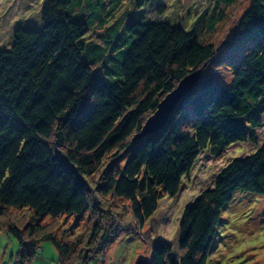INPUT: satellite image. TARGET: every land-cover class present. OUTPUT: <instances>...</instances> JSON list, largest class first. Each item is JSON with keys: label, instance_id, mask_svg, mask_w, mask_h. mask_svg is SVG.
I'll list each match as a JSON object with an SVG mask.
<instances>
[{"label": "trees", "instance_id": "16d2710c", "mask_svg": "<svg viewBox=\"0 0 264 264\" xmlns=\"http://www.w3.org/2000/svg\"><path fill=\"white\" fill-rule=\"evenodd\" d=\"M96 2L44 0L41 26L17 29L11 48L0 51V218L15 208L34 213L27 237L0 222L19 241L17 264H32L46 241L58 249L61 264L69 261L70 245L52 234L34 238L42 232L40 220L83 218L100 207L98 194L129 201L143 226L164 197L180 194L204 152L218 157L234 144L256 142L263 123L264 0H251L236 38L221 52L200 38L205 27L215 31L221 12L209 18L204 13L192 30L133 20L126 31L134 38L120 71L106 77L95 71L123 41L116 27L106 30L105 10L93 13ZM136 2L141 8L151 0ZM235 2L215 0L217 8ZM96 23L103 28L99 34ZM108 37L115 39L104 42ZM200 70L205 77L166 126L136 140L164 98ZM239 191L264 195V144L233 160L186 209L182 256L176 259L171 245L160 241L151 264H210L223 212ZM94 228L92 241L104 227Z\"/></svg>", "mask_w": 264, "mask_h": 264}, {"label": "rangeland", "instance_id": "374dc122", "mask_svg": "<svg viewBox=\"0 0 264 264\" xmlns=\"http://www.w3.org/2000/svg\"><path fill=\"white\" fill-rule=\"evenodd\" d=\"M44 0H0V51L10 49L16 30L21 27L38 28L41 26V8ZM136 0H97L94 12L105 10L104 19L107 28L116 27L119 38L118 48H113L112 60L97 67L95 71L102 77L108 71H120L124 53L134 37L126 31L131 21L142 23L168 22L181 24L187 30L194 28L195 22L204 13L206 18L223 13V21L218 22L213 33L205 29L200 38L204 43H212L221 52L225 45L237 36L238 22L249 9L251 0H236L232 6L216 7L215 0H151L145 7H137ZM98 8V9H97ZM98 33L102 25L93 27ZM105 30V32H106ZM110 35L111 32H109ZM115 38L108 37L104 42ZM89 43L92 40H87ZM105 48L107 44H102ZM114 53V54H113ZM87 59L91 57L87 54ZM96 76V77H97ZM97 77V78H99ZM205 74L203 73V78ZM262 126L255 130L256 142L237 143L228 148L221 156H212L204 152L198 159L189 178L184 180L180 194L164 197L157 213L143 226L135 219L131 203L125 199L108 196L100 198L99 208H92L83 218L62 216L53 219L46 216L40 220L43 234H52L62 244L72 247L71 255L63 264H136L140 256L151 257L154 244L165 241L171 245L176 259L182 256L180 247L181 222L186 209L208 189L214 187L219 173L233 160L254 153L264 144V115ZM97 186L96 182L91 180ZM96 192L93 191V195ZM7 226L12 223L25 231L34 223V213L30 210L10 209L0 218ZM96 240L92 241L95 226ZM8 227V226H7ZM108 234L110 242L102 244V237ZM214 252L210 264H264V195L239 191L223 212V223L214 243ZM20 252L19 241L5 229H0V264H17ZM87 259V260H85ZM32 264H61L60 253L52 242H43Z\"/></svg>", "mask_w": 264, "mask_h": 264}, {"label": "water", "instance_id": "95a60500", "mask_svg": "<svg viewBox=\"0 0 264 264\" xmlns=\"http://www.w3.org/2000/svg\"><path fill=\"white\" fill-rule=\"evenodd\" d=\"M202 79V70L189 74L185 77L179 83L177 88L168 94L160 103L158 110L148 119L142 132L137 136L136 140H140L146 135L156 133L163 129L183 98L190 94L199 85ZM136 264H151V257L140 256L136 261Z\"/></svg>", "mask_w": 264, "mask_h": 264}]
</instances>
